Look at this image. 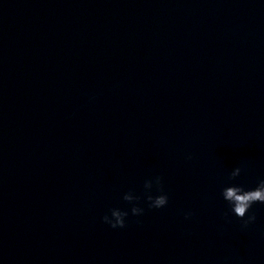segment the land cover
I'll return each mask as SVG.
<instances>
[{"label":"water","instance_id":"1","mask_svg":"<svg viewBox=\"0 0 264 264\" xmlns=\"http://www.w3.org/2000/svg\"><path fill=\"white\" fill-rule=\"evenodd\" d=\"M103 220L0 211V264H264V213ZM247 219V216L245 217Z\"/></svg>","mask_w":264,"mask_h":264},{"label":"clouds","instance_id":"2","mask_svg":"<svg viewBox=\"0 0 264 264\" xmlns=\"http://www.w3.org/2000/svg\"><path fill=\"white\" fill-rule=\"evenodd\" d=\"M188 159H191L189 156ZM244 170L243 166H237L229 173V179L235 180L239 177ZM155 190L158 194L153 195L152 190ZM145 198L148 202L149 208L160 209L168 204V195L163 189V180L161 176H155L152 179L144 182ZM222 198L230 206V211L236 217L244 221V225L247 226L250 223H254L256 216L248 215L249 209L256 203L264 204V179L260 180L254 189H245L242 185L231 184L225 186L221 191ZM123 200L132 205L131 214L134 216H140L144 213V209L138 206L139 196L134 195L132 192L125 193ZM129 212L120 208H113L110 210V215H104L102 220L105 224H108L111 228H124L126 226V217ZM192 215L191 212L185 214V218L188 219ZM247 216V219L245 217Z\"/></svg>","mask_w":264,"mask_h":264}]
</instances>
